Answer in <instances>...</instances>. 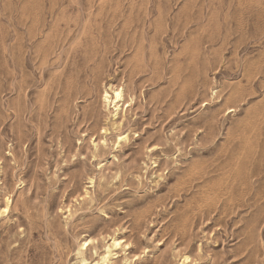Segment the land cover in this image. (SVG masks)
I'll return each mask as SVG.
<instances>
[{
	"label": "rangeland",
	"instance_id": "rangeland-1",
	"mask_svg": "<svg viewBox=\"0 0 264 264\" xmlns=\"http://www.w3.org/2000/svg\"><path fill=\"white\" fill-rule=\"evenodd\" d=\"M6 204L0 264H264V0H0Z\"/></svg>",
	"mask_w": 264,
	"mask_h": 264
},
{
	"label": "bare ground",
	"instance_id": "bare-ground-1",
	"mask_svg": "<svg viewBox=\"0 0 264 264\" xmlns=\"http://www.w3.org/2000/svg\"><path fill=\"white\" fill-rule=\"evenodd\" d=\"M102 101L105 103L106 107L112 113L113 116H116L120 112H124V105L127 101H125L123 87L120 85H110L105 87L101 94ZM128 106V105H127ZM106 131V130H105ZM104 131V132H105ZM127 138L126 134L118 133L117 139L115 140V145H119L121 141ZM104 142V140H103ZM8 210V204H6L3 208H1L0 212L5 213ZM91 238H85L81 244V247L84 249L91 243ZM120 245V241L118 239L113 238L110 246L117 248ZM110 246L106 248V253L101 257L102 261L105 262L110 253ZM187 260V257L184 258ZM96 264V263H94Z\"/></svg>",
	"mask_w": 264,
	"mask_h": 264
}]
</instances>
